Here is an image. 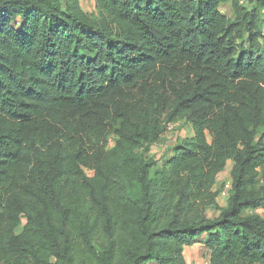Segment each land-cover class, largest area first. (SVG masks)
Wrapping results in <instances>:
<instances>
[{
	"label": "trees",
	"instance_id": "1",
	"mask_svg": "<svg viewBox=\"0 0 264 264\" xmlns=\"http://www.w3.org/2000/svg\"><path fill=\"white\" fill-rule=\"evenodd\" d=\"M91 1L0 0V264H264V0Z\"/></svg>",
	"mask_w": 264,
	"mask_h": 264
},
{
	"label": "rangeland",
	"instance_id": "2",
	"mask_svg": "<svg viewBox=\"0 0 264 264\" xmlns=\"http://www.w3.org/2000/svg\"><path fill=\"white\" fill-rule=\"evenodd\" d=\"M81 6L87 10V11H92V1L91 0H80ZM221 9L225 12H227L228 16L231 15V9L229 5H225L221 7ZM263 17V23H264V14L262 15ZM264 45V42H263ZM260 53H263L264 55V48H261ZM191 134V128L190 125H188L186 122H180L176 124H170L168 125V128L166 132L163 134V136L160 138L158 143L152 145L151 151L147 154V156L153 155L156 157H159L160 154L165 151L166 149L169 148V146L176 140H179L180 138H184L187 136H190ZM230 167L231 164L230 162L227 163L225 169L223 172H221L216 179V184L214 189L218 190L219 192L221 191L222 187L226 183L230 181ZM217 202L220 206H224V200L223 197H220L219 195L217 196ZM216 214V209L215 208H209L207 210V215L212 217ZM191 251H194V257H192L191 261L189 260L190 264H207V261L205 259V255L203 254V250L201 247H194ZM188 260V259H187Z\"/></svg>",
	"mask_w": 264,
	"mask_h": 264
},
{
	"label": "crops",
	"instance_id": "3",
	"mask_svg": "<svg viewBox=\"0 0 264 264\" xmlns=\"http://www.w3.org/2000/svg\"><path fill=\"white\" fill-rule=\"evenodd\" d=\"M195 246H196V247H199V246H200L201 249L204 251L203 254L205 255V259H206L207 264H208V256H207V254H206V250L204 249L202 243H196V244H194V245H192V246H187V247L185 248V250H184V256H185V259H186L187 264H190V263H189V260L191 261L192 257H194V251H191V250H192ZM194 258H196V257H194ZM187 259H188V260H187Z\"/></svg>",
	"mask_w": 264,
	"mask_h": 264
},
{
	"label": "built area",
	"instance_id": "4",
	"mask_svg": "<svg viewBox=\"0 0 264 264\" xmlns=\"http://www.w3.org/2000/svg\"><path fill=\"white\" fill-rule=\"evenodd\" d=\"M263 32H264V28H263ZM228 189H229V182L226 183L224 185V187H222V189H221V191L219 193V196L220 197H226L227 196V193H228ZM254 211L257 212V213H260V214L264 215V208L263 207L257 208Z\"/></svg>",
	"mask_w": 264,
	"mask_h": 264
},
{
	"label": "clouds",
	"instance_id": "5",
	"mask_svg": "<svg viewBox=\"0 0 264 264\" xmlns=\"http://www.w3.org/2000/svg\"><path fill=\"white\" fill-rule=\"evenodd\" d=\"M220 193V192H219ZM219 195V194H218ZM223 198H225V197H223ZM260 208V207H259Z\"/></svg>",
	"mask_w": 264,
	"mask_h": 264
}]
</instances>
